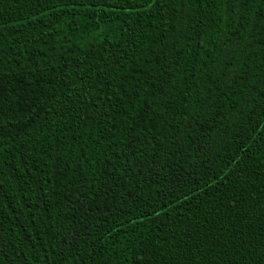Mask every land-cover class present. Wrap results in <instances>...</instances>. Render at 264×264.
Instances as JSON below:
<instances>
[{
  "label": "trees",
  "instance_id": "16d2710c",
  "mask_svg": "<svg viewBox=\"0 0 264 264\" xmlns=\"http://www.w3.org/2000/svg\"><path fill=\"white\" fill-rule=\"evenodd\" d=\"M0 264H264V0H0Z\"/></svg>",
  "mask_w": 264,
  "mask_h": 264
}]
</instances>
